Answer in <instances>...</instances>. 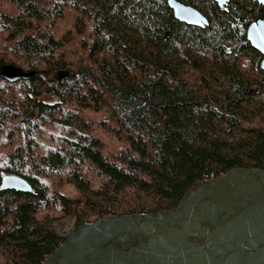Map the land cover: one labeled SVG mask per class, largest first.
Here are the masks:
<instances>
[{"label": "trees", "instance_id": "obj_1", "mask_svg": "<svg viewBox=\"0 0 264 264\" xmlns=\"http://www.w3.org/2000/svg\"><path fill=\"white\" fill-rule=\"evenodd\" d=\"M176 1L209 25L169 0H0V186L33 188H0V264H44L64 219L173 210L198 182L264 170V56L246 34L264 7Z\"/></svg>", "mask_w": 264, "mask_h": 264}, {"label": "water", "instance_id": "obj_2", "mask_svg": "<svg viewBox=\"0 0 264 264\" xmlns=\"http://www.w3.org/2000/svg\"><path fill=\"white\" fill-rule=\"evenodd\" d=\"M213 1L225 6L232 0ZM256 1L264 7V0ZM169 5L178 21L209 25L197 9L176 0ZM246 34L264 56V20L253 22ZM0 188L33 191L11 175ZM44 264H264V170L233 169L198 182L173 210L86 223L65 236Z\"/></svg>", "mask_w": 264, "mask_h": 264}, {"label": "rangeland", "instance_id": "obj_3", "mask_svg": "<svg viewBox=\"0 0 264 264\" xmlns=\"http://www.w3.org/2000/svg\"><path fill=\"white\" fill-rule=\"evenodd\" d=\"M68 26V23L63 22L58 25V28L64 30ZM69 27H67L64 31H66ZM63 31V32H64ZM42 100L46 103H54L57 101V97L55 95H46L45 97L42 98ZM88 118H93L91 114H87ZM94 119V118H93ZM117 207V206H116ZM62 224H59L60 226H55L56 232L63 236L69 235L73 231H75L76 226H75V220L73 219H64L62 220Z\"/></svg>", "mask_w": 264, "mask_h": 264}]
</instances>
